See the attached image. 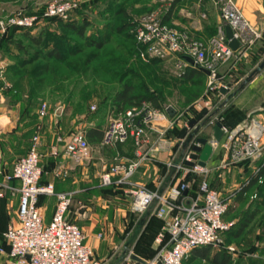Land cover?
Instances as JSON below:
<instances>
[{
  "label": "built area",
  "instance_id": "built-area-1",
  "mask_svg": "<svg viewBox=\"0 0 264 264\" xmlns=\"http://www.w3.org/2000/svg\"><path fill=\"white\" fill-rule=\"evenodd\" d=\"M159 1L165 10L158 9L144 14L133 22L132 33L139 45L137 56L144 61H171L177 77L183 76L188 67L201 69L207 79L209 94L220 95L221 90L226 91L228 86L217 81L219 68L233 58L241 60L245 57L253 40L259 37L243 17L236 1L213 0L223 25L215 35L205 41L194 39L187 33L166 25L163 17L174 0ZM78 7L76 0H55L47 2L37 11L28 12L21 9L10 16L0 18V40L10 28L39 29L50 18L70 20ZM225 26L231 29L238 42L236 51L226 43ZM186 58H190L193 63L190 64ZM3 76L0 67V80L10 88L11 85ZM193 107L197 111L206 110L208 113L211 101L207 98L195 102ZM44 109L45 106L42 108V115ZM166 109L167 106L156 108L149 101H141L125 109L114 110L100 140V145L104 148H114L131 141L135 153L133 160L110 165L100 175L101 185H131V188L124 191L131 197V209L136 213H143L153 202H157L153 215L164 222L154 239L155 255L138 264H183L194 249L206 246L215 248L220 235L231 227V223L223 219L228 209V201L211 188L206 179L210 168L207 164L202 168L196 161H193V166L185 164L191 161V143L187 145L188 152L180 162L170 160L167 163V166L174 170L176 180L166 192L158 194L142 185L133 186L129 182L147 154L144 151V145L148 143L147 133L149 130H155L156 121H163V127L159 130L156 128L159 136H164L167 130L176 127L180 130L186 126L187 123H181L176 112L173 117H169ZM262 111L264 114V109ZM215 122L222 124V137L216 142L211 136L209 142L213 152L219 147L221 149L219 168L228 169L249 163L261 155L264 146V123L261 120L249 117L247 121L230 128L221 121L218 113H215L205 125L211 127ZM206 128H201L198 136ZM39 139V133L35 132L27 152L14 161L7 177L18 183L17 224H9L3 232L8 251L0 248V255L5 258L0 264H99L93 256L91 246L85 242V235L80 228L66 219L71 194L55 192L52 183L40 182L42 168ZM178 142V148L184 145V140ZM56 143L49 149L53 158L59 156L57 145L62 146L64 156L73 164H80L88 156L89 143L84 131H77L68 138H58ZM52 174L63 178L67 176V170L59 165L53 168ZM190 174L205 176L193 194L189 192L191 184L186 180ZM113 177H117V180L113 181ZM0 179V198H3V190L7 184L2 181L6 178L1 152ZM41 196H54L56 200L52 218L47 224L44 223L39 208Z\"/></svg>",
  "mask_w": 264,
  "mask_h": 264
},
{
  "label": "rangeland",
  "instance_id": "rangeland-1",
  "mask_svg": "<svg viewBox=\"0 0 264 264\" xmlns=\"http://www.w3.org/2000/svg\"><path fill=\"white\" fill-rule=\"evenodd\" d=\"M49 1L55 0H0V18L10 16L21 9L37 11ZM76 1L79 4L87 2L91 5L95 2L91 9L84 10L88 25L82 37L61 27L58 23H53L48 26V29L40 32L37 29L33 33V36L41 37L39 46L18 33L13 35L11 44L0 53V61L4 60V63L0 64L3 78L13 86L12 91L8 88H0V115L1 108L6 106L16 113L19 121H25L27 117L32 120V117L35 132L39 133V136L46 132L44 134L46 141L52 138L57 141L58 138H68L77 131H84L85 124L89 122H93L94 126L103 132L114 111L112 99L122 85L129 84L133 88V94L152 96L160 106L173 107L181 123H187L197 116L200 111H197L193 104L207 98L211 101V109L208 110L210 116L215 113L219 116L223 113L227 116L230 114L231 118L228 121H241L240 124L247 121L249 117L261 119L250 108L237 110L233 100H222L216 93L209 94L206 77H195L193 80L184 81L174 74L171 61L152 64L150 60L144 61L137 56L138 45L133 36L126 29L119 32L117 28H122L127 21L133 23L144 14L158 9L165 10L159 0ZM93 41L99 43L101 47L95 49L91 43ZM16 44L20 45L21 49H17ZM52 50H55L61 59L49 58L47 54ZM90 52L95 54V58L89 64L83 65L85 56ZM45 55L47 59L43 57ZM35 57L38 59L33 63L21 65L22 60H33ZM43 63L47 64L48 71L43 76H34L35 66ZM244 63L243 60L233 58L219 68L217 81L219 84L228 86L225 92L237 93L246 81L250 80L252 72ZM5 90L10 92L6 93ZM43 106L45 109L42 115ZM203 122L205 120L197 125L195 131H200L199 125L204 124ZM187 152L188 146L184 141L174 161L180 162ZM1 154L6 178L2 181L6 182L7 187L3 190L5 205L0 216L8 217V222L5 223L7 225L10 223L8 206L18 195L15 182L7 178L11 172L12 159H8L2 152ZM214 154L216 158L218 155L222 156L220 147ZM263 158L264 146L261 155L255 161L249 162L246 170L242 172L219 168L218 162L211 164L208 161L207 163L211 171L206 179L212 188L228 201V209L224 216L227 222L236 218L243 219L254 210H258L255 221L247 227L239 239L221 234L216 247L212 248L215 251L224 249L234 253L236 256L233 260L234 264L242 263L238 259L245 251L244 246L242 244L239 246L236 241L264 239V225L261 224L264 220V205H260L262 198L258 201V196L264 192V165L261 164L258 167L255 165L256 162L259 164ZM49 165L50 160L43 157L41 166L44 169V177L48 176ZM100 166L106 170L109 163H102ZM204 177L190 174L189 182L197 189ZM100 195L107 210L106 218L100 216L97 225L104 223L110 227L111 235H114L116 224L119 222L122 232L117 241L122 243L128 239L127 233L131 234L134 231L135 244L132 251L148 256L154 248L153 237L160 221L152 220L151 216L146 221H142V218H145L143 214L149 215L153 205L146 212L136 213L131 209V199L118 188L100 185ZM5 224H0V229L5 227ZM237 224L234 223L230 228H235ZM258 227H260L259 232ZM2 243L0 237V246ZM253 250L252 253L247 252L248 256L253 257L252 254L257 253L256 248ZM122 252L119 245H111L104 253H101L108 256L107 260H100L97 253L95 258L99 264H119ZM186 264L210 263L189 260Z\"/></svg>",
  "mask_w": 264,
  "mask_h": 264
},
{
  "label": "crops",
  "instance_id": "crops-1",
  "mask_svg": "<svg viewBox=\"0 0 264 264\" xmlns=\"http://www.w3.org/2000/svg\"><path fill=\"white\" fill-rule=\"evenodd\" d=\"M235 1L243 17L247 20L251 29L259 34V37L253 40L251 49L245 57L241 58L245 62L244 65H248V70L252 72L250 80L246 81V84L239 92L220 93L219 98L228 101L233 100L236 103L234 107L238 109L250 108V110L257 113V117H261L260 120L264 123V114L260 113L264 108V67L260 68V64L264 60V0ZM164 17V23L169 27L180 32H185L190 37L202 41L215 35L223 25L213 0H174L173 5ZM2 63H4V60L0 61V64ZM210 117V114H207L203 118L205 122L202 125H205ZM202 125L199 126L202 127ZM162 127L163 121L158 120L155 122V130L148 131V143L144 145V151L147 154L129 180L133 186L142 185L158 194L166 192L175 183L176 174L173 169L167 166V163L170 160H175L179 150L177 147L179 146L177 137L170 134L173 129L167 130L164 136H159L156 130ZM84 129L89 143V153L80 164H73L67 159L62 152L61 145H57L59 156L53 158L49 154V149L51 146L57 144L56 141L53 138L46 141L44 137L46 132L42 136H39L40 161L42 162L43 157L50 160L48 176L44 177L43 174L42 183H52L55 192H67L71 194V204L67 211L66 219L75 223L80 228L85 235V242L92 248L94 258L95 253H97L99 254L100 260H107L108 256L101 253H104L111 245H119L123 251L119 264L140 263L136 259H133L132 256H137L139 259L147 261L148 259H144L132 251V247L135 244L133 240L135 236L134 231L131 234L127 233L128 239L122 243V241H117L122 232L119 222L116 224V234L114 235H111L110 227L104 223L99 226L97 225L100 216H103L104 219L106 218L107 210V207L102 203V197L100 195V175L105 171L104 168L103 171L100 164L109 163L110 166L116 162H128L135 159L133 144L131 141H128L114 148H104L100 145L102 130H98L93 122L85 124ZM34 132L33 120L27 117L25 121H19V117L16 116L15 112L9 110L6 106L1 108L0 151L8 159H12V165L17 158L25 153L29 145V140L34 135ZM199 136L205 137L209 141L212 136L211 127L208 126ZM215 152L212 153L209 159V163L211 164L220 162L221 157L218 155L216 158ZM59 165L67 170L66 177L58 178L53 176V168ZM228 170L242 172L244 168L243 166L235 165L228 168ZM112 180H117V177H113ZM14 182L16 187H18V183L16 181ZM113 186L116 185L113 184ZM129 188H131V185L121 186L119 189L124 192ZM128 198L131 199L129 195ZM156 203L153 202L150 205V207L152 205L153 207H149V215L143 214L145 218H142V221H146L149 216L153 215ZM55 204L56 200L54 196L40 197L39 208L43 215L44 223L47 224L51 220ZM17 205L18 197L14 201L12 200L8 206L10 210V223L8 225L17 224ZM223 219L227 222L225 217ZM255 219L256 217H253L248 227L252 225ZM238 221L239 219L236 218L228 223H231L232 227ZM257 231H260V227L257 228ZM100 232L102 234H99ZM251 245L262 248L264 247V239L253 238ZM153 247L155 248V244H153ZM201 250L196 249L193 251L191 260L204 261L202 259L204 252ZM217 253L218 251L213 249H209L206 252L209 258ZM230 254L232 258L236 257L234 253ZM252 255L255 258L262 257L258 252Z\"/></svg>",
  "mask_w": 264,
  "mask_h": 264
},
{
  "label": "trees",
  "instance_id": "trees-1",
  "mask_svg": "<svg viewBox=\"0 0 264 264\" xmlns=\"http://www.w3.org/2000/svg\"><path fill=\"white\" fill-rule=\"evenodd\" d=\"M93 4L95 5V2H92V5ZM92 5L90 3H87V2L81 3V4H79L78 9L75 11L74 16L72 17V19L67 20V21H62L60 19L50 18V19L46 20L45 24L42 27H40L38 30L34 29V28H29V29L10 28V29H8L7 32L1 36L0 53L5 51L4 48L6 46H9L11 44V42L13 41L12 40L13 39V35H17L18 33L26 36V38H28L29 41H31L35 45L39 46L41 44V37L33 36L34 35L33 33L36 30L40 32L41 30H45L46 28L48 29V26L50 24H53V23H58L61 27L70 30L71 32H73L75 35H77L79 37H82L84 35L85 29L87 28V25H88L87 18L84 16V10L91 9ZM28 12H32V11H28ZM164 18L165 17H163V22H164ZM132 28H133V23L127 21V22L124 23L122 28L118 27L117 31L121 32L124 29H126L127 31H129V33L135 39L134 34L132 33ZM135 41H136V39H135ZM91 43H92V46L95 49H99L101 47V45L99 43H97V42L93 41ZM137 45H138V43H137ZM15 47L17 49H21L20 45L16 44ZM138 49H139V45H138ZM47 56H49V58L52 57V58H54L56 60L61 59V57L55 52V50H52L51 52H49L47 54ZM43 57L45 59L48 58V57L46 58V55L43 56ZM94 58H95V54H93V52H90L87 56H85V61L83 62V65L84 64H89ZM37 59H38V57H35L33 60H22L21 61V65H27L29 63H33ZM162 61H164V60L151 59L149 62H151L152 64H158V63H160ZM47 71H48V66H47L46 63L38 64L37 66H35L33 74H34V76L35 75L36 76L37 75L38 76H43ZM195 77L205 78L206 76H205V73L201 69H195V68L188 67L186 69V71H185V74L183 76L179 77V78L183 79L184 81H189V80H193ZM12 87L13 86L8 88V90L12 91ZM0 88L1 89L2 88H5V89L7 88L5 86V83L2 80H0ZM8 90H5V92L6 93L10 92ZM10 98H12V97L10 96ZM141 101H149V102H151V104L154 107L163 108L162 106H160V104L157 102V100L154 97H152V96H145V95L139 96V95L133 94V88L129 84H124V85L121 86V89L115 94L114 98L112 99V105H113L114 110H122V109H125L127 107H130L133 104L139 103ZM237 110H239V109H237ZM219 117L221 118V121L224 124L228 125L230 128L235 127L236 125L240 124V122H241V121H234V120H231V122L228 121V119L231 118L230 114L227 116V115H225L223 113ZM31 119L33 120L32 117H31ZM34 128H35V125H34ZM34 131H35V129H34ZM178 131L179 130L177 128H174L171 131L170 134L173 135V136H177ZM101 137H102V135H101ZM29 142H30V140H29ZM27 149H28V147H27ZM26 152H27V150L25 151V153ZM263 162H264V158L259 162V164H258V162L255 163L256 167L260 166ZM40 165H41V161H40ZM238 165L239 166H243L244 170H246V168H247L246 165H248V162H245V163H242V164H238ZM43 174H44V169L42 168V176H43ZM42 176H41L40 182H42ZM189 176L190 175H188L186 177L187 181H189ZM208 184L212 188V186L210 185L209 182H208ZM115 187H117L119 189L121 186L120 185L108 186V188H115ZM196 190L197 189H195V187L191 186L190 189H189V192L193 194V193H195ZM258 197H259L258 201H260V199L262 198V200L260 202V205H264V192L261 194V196L259 195ZM4 205H5V197L0 198V213L2 212V210L4 208ZM257 215H258V210H256V211L254 210L252 213H250L247 216L243 217V219H240L238 224L235 226V228H229L227 231L223 232V234L226 235V236H230L233 239H239L241 237V235L243 234V232L247 229V227H248L249 223L252 221L253 217H256ZM151 218H152V220L160 221L159 225H158L157 232L155 233V235L153 237V240H154L156 235L160 232L164 222H163L162 219L157 218L155 215H152ZM7 222H8V217H4L3 218L2 215H1L0 216V224L3 225L5 223H7ZM261 224L264 225V220L261 222ZM7 225L5 224L4 225L5 227L0 229V237L2 238V241H3L2 245L0 246V248L4 249L6 251H8V246H7L6 241L3 238V232L6 230ZM248 231H250V230H248ZM260 239H262V238H260ZM251 241L252 240H247V239L246 240H238V241H236V244H238L239 246H241V244H242L244 246V249H245V251L243 250L244 252L241 253L243 256H240L238 260L242 262L241 264H248V262H252V264H263L264 263V257H263V255H264V247L259 248L257 246H252L251 245ZM255 248H256L257 252L260 254V256H262L261 258H253L251 256H247L248 253H252L254 251L253 249H255ZM196 249H202L201 251L204 252V254L202 256V259L204 261H207V262L211 263V264H234V261H233L234 258H232V255L227 250H224V249L223 250H218V253L216 255H213L211 258H209L207 256L206 252L209 249H212V247L206 246V247H199V248H196ZM196 249H194L193 251H195ZM192 252L184 260L183 264H186L187 261L192 259V257H191ZM155 253H156V249L153 248V250L151 251V253L148 256H143V255H140L138 253H136V254L138 256L140 255L144 259H148L149 260L155 255ZM244 255H246V256H244ZM4 260H5V258L0 255V261H4ZM139 260H141V259H139Z\"/></svg>",
  "mask_w": 264,
  "mask_h": 264
},
{
  "label": "water",
  "instance_id": "water-1",
  "mask_svg": "<svg viewBox=\"0 0 264 264\" xmlns=\"http://www.w3.org/2000/svg\"><path fill=\"white\" fill-rule=\"evenodd\" d=\"M224 33H225V39L228 46L233 50L236 51L238 49V42L233 37L232 31L228 26L224 27ZM186 60L192 64V60L190 58H186ZM264 67V60L260 64V68ZM225 90H221V93H224ZM166 112L169 117H173L175 114V109L171 106H168L166 109ZM207 111L203 110L201 111L195 118L190 119L186 126L182 127L178 133H177V139L182 141H186V144H192L191 147V153L189 154V158L191 161L185 162L187 166H193L194 162L196 161L197 165L204 168L209 161L213 148L211 143L207 140L205 137L198 136V131H195V128L197 125L203 120V118L207 115ZM207 125L201 128H206ZM222 124L220 122H215L211 126L212 131V138L219 142L222 137V131H221ZM200 128V130H201ZM133 259H136L140 263H143L142 260H139L136 256H132Z\"/></svg>",
  "mask_w": 264,
  "mask_h": 264
}]
</instances>
